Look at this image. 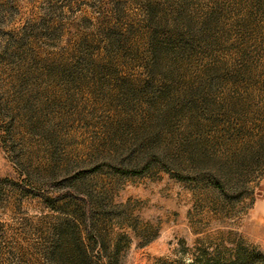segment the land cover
Segmentation results:
<instances>
[{
  "label": "rangeland",
  "instance_id": "374dc122",
  "mask_svg": "<svg viewBox=\"0 0 264 264\" xmlns=\"http://www.w3.org/2000/svg\"><path fill=\"white\" fill-rule=\"evenodd\" d=\"M0 264H264V0H0Z\"/></svg>",
  "mask_w": 264,
  "mask_h": 264
},
{
  "label": "trees",
  "instance_id": "16d2710c",
  "mask_svg": "<svg viewBox=\"0 0 264 264\" xmlns=\"http://www.w3.org/2000/svg\"><path fill=\"white\" fill-rule=\"evenodd\" d=\"M81 254V256H83V254L82 253H80Z\"/></svg>",
  "mask_w": 264,
  "mask_h": 264
}]
</instances>
